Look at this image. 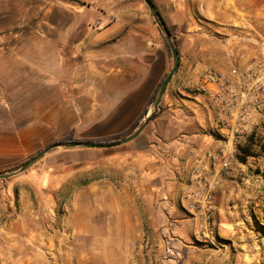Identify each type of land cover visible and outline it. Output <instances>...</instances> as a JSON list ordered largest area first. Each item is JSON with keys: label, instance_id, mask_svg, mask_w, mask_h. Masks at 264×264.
Listing matches in <instances>:
<instances>
[{"label": "crops", "instance_id": "crops-1", "mask_svg": "<svg viewBox=\"0 0 264 264\" xmlns=\"http://www.w3.org/2000/svg\"><path fill=\"white\" fill-rule=\"evenodd\" d=\"M194 5L197 19L188 9ZM181 7L187 21L180 64L153 115L161 109L165 113L150 120L158 134L144 135L149 148L139 149L140 133L118 146H125L122 151H54L41 159L49 170L84 164L79 171H100L70 200L69 246L59 264H138L132 259L143 239H153L150 247L163 253V239H176L189 249L200 233L209 239L197 256L199 263L237 264V254L228 252L222 240L235 235L229 230L235 219L226 214L223 195L239 166L223 168L222 163L236 158L239 145L246 143L236 132L243 113L250 112V133L264 137V92L253 91L260 105L252 110L247 96L254 86L241 80L264 62V0H182ZM118 31L111 24L93 36L98 47L91 58L90 50L86 52L84 80L77 71L63 70L59 46L43 34L24 37L20 53L0 54V90H42L43 95L37 119L0 131V158H31L57 141L78 138L83 127L100 128L89 139L109 138L143 121L167 60L144 35L113 40ZM204 71L223 76L231 86L234 110L217 100L215 86L206 94L197 90ZM44 90H76L90 105L87 115L81 116L78 99L70 95L54 98L47 108ZM128 157H133L132 165L125 162ZM112 160L119 162L109 165ZM212 176L223 178V184L216 187L206 226L185 209L204 211V184Z\"/></svg>", "mask_w": 264, "mask_h": 264}, {"label": "rangeland", "instance_id": "rangeland-1", "mask_svg": "<svg viewBox=\"0 0 264 264\" xmlns=\"http://www.w3.org/2000/svg\"><path fill=\"white\" fill-rule=\"evenodd\" d=\"M151 3L169 30L180 64V44L185 30L183 23L187 21V15L182 12V0H151ZM188 9L197 19L196 5ZM111 24L120 28L113 40L141 34L154 42L155 50L162 52L167 60V69L162 78L164 79L172 68V57L167 52L161 30L143 0H0V44L4 47L0 54L20 53L24 37L29 34H43L59 46L63 70L77 71L79 80H84L86 52L90 50L88 57L91 58V51L98 47L94 45L97 39L92 42L93 36L95 38L98 31ZM151 28L154 35L149 31ZM41 92L42 90H0V131L17 129L37 119L41 114ZM44 92L47 108L53 105L54 98L70 95L72 99H78L77 106L81 116L85 117L89 111L90 105L84 101V96L76 94V90ZM163 113L165 112L161 109L150 120ZM151 121L141 132L143 138L139 149L149 148L150 141L145 136L158 134L157 128L150 125ZM161 122L162 126L166 123L164 119ZM99 130L100 128L83 127L82 132L77 134L78 138H72L78 142H88L94 140L89 137L97 135ZM237 133L245 140L251 135L248 126L246 133ZM256 141L257 145L251 149L254 157L246 158L244 163L234 157L222 163L223 168L233 167L235 164L239 166L235 175L228 182L225 180L231 186L223 195L226 214L235 219L229 228L234 230L235 235L233 239L222 240L228 252L231 250L237 254V264H264V137H257ZM239 146L244 147L245 142ZM124 148L125 146L115 147L106 151H122ZM88 150L90 149L58 151ZM29 159L30 157L19 160L0 158V174L18 168ZM115 160L109 165L115 166L119 162ZM132 161L133 157L125 160L131 165ZM150 162L157 167L162 166L160 161ZM84 167V164H80L49 170L40 161L21 174L0 180V264L60 263L59 258L69 246L70 240L66 222L71 210L70 200L89 178L100 175V171H79ZM219 184H223V178L219 179L217 176H212L204 184L207 193L203 212L200 213L201 208L192 206L185 209L192 217L199 216V220L206 226L211 223L209 208L213 204V195ZM208 239L207 235L200 233V236L190 240L189 249L181 246L176 239H163V253L150 247L153 239H143L132 261L138 264H201L197 256Z\"/></svg>", "mask_w": 264, "mask_h": 264}, {"label": "water", "instance_id": "water-1", "mask_svg": "<svg viewBox=\"0 0 264 264\" xmlns=\"http://www.w3.org/2000/svg\"><path fill=\"white\" fill-rule=\"evenodd\" d=\"M143 1L147 5V7H148L150 13L152 14L156 24L158 25V27L161 30L165 40L167 41L169 49H170L171 57H172V68L169 71V73L166 75V77L163 79V81L161 82L157 91L155 92V94H154V96L150 102L149 113L146 114L143 121L128 136H126L125 138H123L122 140H120L118 142L102 144V143L74 141V142H63V143L52 144V145L46 147L41 152H39L36 156L30 158L28 161H26L24 164H22L18 168L11 170V171L4 173V174H0V180L15 176V175H18V174H21V173L27 171L28 169L33 167L35 164L40 162L41 159L45 155H47L51 152L58 151V150L114 148V147H118V146H121L123 144H126L127 142H129L130 140H132L133 138H135L136 136H138L142 132L144 127L150 121L153 113L158 108V105L160 103V100H161L164 92H165V89H166L167 85L169 84V82L171 81L173 75L177 71L178 64H179V57H178L177 50L175 48V45L173 44V41H172V38H171L169 31L165 27V24L160 17L158 10L155 8V6L151 3L150 0H143Z\"/></svg>", "mask_w": 264, "mask_h": 264}, {"label": "built area", "instance_id": "built-area-1", "mask_svg": "<svg viewBox=\"0 0 264 264\" xmlns=\"http://www.w3.org/2000/svg\"><path fill=\"white\" fill-rule=\"evenodd\" d=\"M241 80L254 86L251 88L247 99L251 105V109L256 110L260 105L254 90L264 92V62L256 64V66L248 72L242 74ZM209 86H215L217 90L216 98L224 106H227L229 110H234L236 107L234 95L231 91L232 88L229 86L224 77L221 75L206 73L203 75V80L199 83L197 90L201 94L209 92ZM256 87V88H255ZM250 112L243 113L241 119L243 123L236 128V132L246 133L247 132V120L249 119ZM226 165V164H225Z\"/></svg>", "mask_w": 264, "mask_h": 264}, {"label": "trees", "instance_id": "trees-1", "mask_svg": "<svg viewBox=\"0 0 264 264\" xmlns=\"http://www.w3.org/2000/svg\"><path fill=\"white\" fill-rule=\"evenodd\" d=\"M151 1V0H150ZM162 19V18H161ZM163 21V20H162ZM164 22V21H163ZM165 24V23H164ZM165 27L167 28V26L165 25ZM168 30V28H167ZM169 31V30H168ZM164 44L166 46V49H167V52L168 54H171L170 53V49H169V46H168V43L167 41L165 40L164 38ZM163 81V79L159 82L158 86L156 87L153 95L151 96V99L149 100V103L147 105V107L149 106L155 92L157 91V89L159 88L161 82ZM140 120H137L136 123L129 128L128 131H125L124 133L120 134V135H117V136H113V137H109V138H101V139H94V140H90L88 142H91V143H102V144H108V143H114V142H118L120 140H122L123 138H125L128 134H130L134 129H136V127L138 126ZM76 140H74L72 137L71 138H67V139H62L60 141H57L55 143H63V142H74ZM257 145V141H256V138L254 137V135H250L247 139H246V143H245V146L244 147H239L238 148V155H237V160L241 163H244L246 161V158L247 157H250V156H255L254 152H252V148ZM37 155V154H36ZM34 155V156H36ZM32 156V157H34ZM31 157V158H32Z\"/></svg>", "mask_w": 264, "mask_h": 264}]
</instances>
